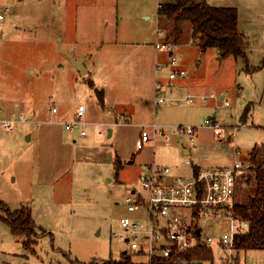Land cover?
<instances>
[{
  "label": "rangeland",
  "instance_id": "1",
  "mask_svg": "<svg viewBox=\"0 0 264 264\" xmlns=\"http://www.w3.org/2000/svg\"><path fill=\"white\" fill-rule=\"evenodd\" d=\"M63 1L68 20L60 24L57 16L54 28L42 27L40 20L32 19L40 12L37 1L25 0L22 10L28 19L15 30L8 18L21 8L0 0V7H8L0 38V201L10 210L28 209L38 233L36 244L24 247L23 237L11 233L0 209V264H87L118 259L126 249L118 227L119 218L127 213L123 198L138 187L144 166L152 162L168 165L176 175H189L196 166L222 167L235 161L249 166L248 151L264 144V22L240 21V29L249 35L246 59L222 55L215 46L202 48L190 35L188 42H180L171 34L178 65L185 73L170 79L169 66H155L157 58L162 63L167 59L155 42L162 38L159 31L163 39L169 33L166 20H158L157 8L171 0ZM206 1L215 6L231 2ZM47 16L43 22L50 21ZM74 23L79 30L73 38L57 32L60 28L70 32ZM61 49L84 55L96 87H104L108 101L118 104L111 123L113 136L107 137V125L98 122L101 102L88 84L89 74L78 75L69 63L65 65L69 76L63 83ZM155 83L160 86L158 92ZM63 84V92L57 91ZM157 96L167 100L155 104ZM79 104L85 105L80 118L86 121L83 143L79 128L65 126L77 120ZM52 107L58 112L51 113ZM33 112V119L46 121L38 132L40 122L33 123L28 117ZM58 115L68 121L62 124L66 132L55 135L43 150L38 133L52 127L48 120ZM209 118L221 126L220 135L205 121ZM8 119L15 120L11 130L2 125ZM188 125L197 129L194 135L180 129ZM154 128L164 130L169 140L155 135L138 149L141 131L153 137ZM54 163L60 164L52 175L54 182L40 184L38 170L50 169ZM248 166L237 180V202L244 200L253 182ZM201 224L210 235L225 227L207 220ZM234 253L233 264H264V248ZM131 259L143 260L135 255ZM202 264H218L217 257Z\"/></svg>",
  "mask_w": 264,
  "mask_h": 264
},
{
  "label": "built area",
  "instance_id": "2",
  "mask_svg": "<svg viewBox=\"0 0 264 264\" xmlns=\"http://www.w3.org/2000/svg\"><path fill=\"white\" fill-rule=\"evenodd\" d=\"M8 7H0V38L3 36L5 18ZM155 42V48L166 52L165 62H158L171 69L168 77L174 79L183 75L185 70L178 65L175 53L176 44L163 39ZM160 86L155 85L158 92ZM166 97L157 96L155 104L164 102ZM193 101V97H188ZM227 104V101L224 102ZM55 111V108H51ZM85 105L79 104L76 111L77 120L65 124L66 128H79V135L85 136L84 116ZM24 121L23 115L19 117ZM125 120H127L125 118ZM14 119L3 120L2 125L12 129ZM214 128V132L221 134V126L211 118L205 120ZM81 126V127H80ZM189 135H194V126L180 127ZM100 132V131H98ZM162 135L166 141L169 135L164 130L154 128L153 137L147 130H142L136 140V147L141 149L143 144ZM246 162L235 161L222 167L192 168L189 175H176L170 166L154 162L144 166L138 178V187H133L124 196L123 203L126 215L118 220L121 229L120 238L126 243L124 249L130 255L142 257L143 263H150L155 257H169L174 252H181L194 247H205L217 257L218 264H233L235 257L236 237L246 231L248 221L242 219L234 211L236 202L237 179ZM211 224L219 222L225 227L217 234L210 235L203 231L202 221Z\"/></svg>",
  "mask_w": 264,
  "mask_h": 264
},
{
  "label": "trees",
  "instance_id": "3",
  "mask_svg": "<svg viewBox=\"0 0 264 264\" xmlns=\"http://www.w3.org/2000/svg\"><path fill=\"white\" fill-rule=\"evenodd\" d=\"M157 16L158 20L167 22L166 29L169 33L165 35L166 40H170L171 34L172 38L180 42H186L190 37H194L202 48L215 46L220 49L222 55L232 54L234 57L246 59L247 40L238 29L236 7L215 6L206 0H171L160 3ZM262 63L264 65V60ZM88 84L93 86L90 80ZM96 91L101 99L100 91ZM246 158L249 163L248 170L252 171L253 184L251 183L250 189L248 187L249 191L246 192L243 201L236 200L234 211L242 219L247 220L249 225L246 231L236 237L237 250L264 248V144L253 146ZM119 168L120 162L116 160V170ZM246 182L249 183L250 178H246ZM0 209L6 214L2 218L9 225L11 233L23 237L24 247L30 248L31 245L36 244L38 235L36 224L28 209L10 210L1 201ZM212 257L210 250L198 246L174 252L169 257H155L147 264H192L193 261L212 260ZM87 264L146 263L134 262L131 255L122 250L118 259L109 258L101 263L90 261Z\"/></svg>",
  "mask_w": 264,
  "mask_h": 264
},
{
  "label": "crops",
  "instance_id": "4",
  "mask_svg": "<svg viewBox=\"0 0 264 264\" xmlns=\"http://www.w3.org/2000/svg\"><path fill=\"white\" fill-rule=\"evenodd\" d=\"M36 1H37L35 3L36 4V8H39L40 12L38 14H36V16H33L31 18L40 20L41 23H42V27L52 25L55 28V24L54 23H56L55 18L57 16H60V24H62L64 22V18H65V21L68 20L69 11L66 9L65 1H63V0H51L53 2L50 5H49V2H45L44 0H36ZM9 2L11 4H14V5H16V6L21 8L18 11H14L13 10L11 12V14L9 15V18L7 17L9 19V21L13 23L12 28H14L15 30H20L21 27L23 25H25V22L28 19V16L25 15L24 11L22 10V7L24 5H27V4H26L25 0H9ZM221 6H223V5H221ZM227 6H233V7L237 8V11H238V19H237L238 29H239L240 32H242V34L244 35L246 40H247V38H249L248 37L249 35L246 34L242 29H240L239 26H240L241 19L244 18L247 21H249L250 23H262V22H264V0H231V2L228 3ZM62 7H63V11H62ZM47 15L50 16V19H49L50 21L47 20V23H46V22H43V20H45L46 17L48 18ZM146 18L147 17H145L144 19H146ZM78 30H79L78 24L74 23V25L71 28L70 32L66 31L65 29L63 31L62 28L58 29L57 32L63 33L64 36H66L68 38H73L75 34H78ZM58 36H60V38H59L60 41L63 40V36L62 35H58ZM247 42H248V40H247ZM61 51L70 52L75 59L84 58L83 65H84V68H85V71H86L84 76L89 74V80L93 84L92 87L90 85L89 86L92 89L100 91V93H101V99H99L100 102H101V110H100V113H99V116L101 117V119L98 122H99V124L103 123V124L107 125V132H106L107 137L113 136L114 135V130H113L112 126H111V123H112V120L117 117L115 112H116V108H117L116 106L118 104H116V102H114V101H108V93L109 92H107L104 87H102L101 90H99L96 87V84H97L96 81L93 78L90 77L91 76V71L85 66L86 58L84 57V55L76 54L75 53V49H68V50L67 49H65V50L61 49ZM69 63L70 62H67V56L64 53V56H62V58H61V64H62L61 65V70H62V72H60L62 77H63V83L67 80L66 77L69 76V75H66V73H65V71H66L65 68L67 67L65 65H68ZM156 64H158V58L155 61V66H156ZM104 65H106V63H104ZM71 66L74 67L72 64H71ZM77 73H78V75H81L78 70H77ZM64 85L65 84L61 85V87H58L57 91L63 92ZM222 97H223V95L221 94L220 98H222ZM52 108H55V107H52ZM56 112H58V109H56V108H55V111L51 110V113H56ZM28 117H29V119L31 121H33V123H39L40 122L39 123L40 126L39 125L36 126V128H37L36 132H38L39 129L42 128V126H43L42 124L43 123H46V121L44 122V121H40L38 119H33L34 118V112H33V115L30 114ZM62 118L63 117L61 115L53 116V117L51 116V118L48 120V122L51 123L53 126L50 127V128L46 127L42 131L40 130V133H38L37 137L39 138V144H40L41 147H43V150H44V145H47L48 143H51L53 141V137L55 135L59 134V132L65 131L64 127L62 126V124L64 122L66 123L68 121L67 120L63 121L64 119H62ZM85 123H86V121H85ZM53 130H55V131H53ZM67 132H69V130H67ZM86 135H87V132H86ZM86 135L85 136L79 135V138L81 139L79 142L83 143L85 141L84 137H86ZM66 136H67V134H66ZM26 138L27 139L31 138V135L27 134ZM73 141H76V139L74 138ZM59 163L61 164V162H59ZM57 164L58 163L51 164L52 166L50 167V169L43 167V168H41L40 171L38 170V173L40 175H38L37 179L40 182V184L48 185V184L54 182L55 178L52 175L56 171L58 166L60 165V164H58V165Z\"/></svg>",
  "mask_w": 264,
  "mask_h": 264
},
{
  "label": "water",
  "instance_id": "5",
  "mask_svg": "<svg viewBox=\"0 0 264 264\" xmlns=\"http://www.w3.org/2000/svg\"><path fill=\"white\" fill-rule=\"evenodd\" d=\"M64 53L67 56V62H70L80 72L81 75H84L86 72L83 65L84 58L75 59L70 52L64 51ZM218 58L221 59L220 56ZM192 264H202V261H193Z\"/></svg>",
  "mask_w": 264,
  "mask_h": 264
}]
</instances>
